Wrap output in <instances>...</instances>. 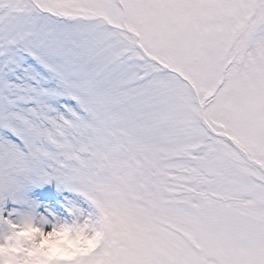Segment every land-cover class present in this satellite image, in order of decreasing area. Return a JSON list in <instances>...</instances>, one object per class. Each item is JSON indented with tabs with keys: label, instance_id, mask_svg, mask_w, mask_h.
Listing matches in <instances>:
<instances>
[{
	"label": "snow or ice",
	"instance_id": "snow-or-ice-1",
	"mask_svg": "<svg viewBox=\"0 0 264 264\" xmlns=\"http://www.w3.org/2000/svg\"><path fill=\"white\" fill-rule=\"evenodd\" d=\"M0 228V264H264V0H0Z\"/></svg>",
	"mask_w": 264,
	"mask_h": 264
},
{
	"label": "clouds",
	"instance_id": "clouds-1",
	"mask_svg": "<svg viewBox=\"0 0 264 264\" xmlns=\"http://www.w3.org/2000/svg\"><path fill=\"white\" fill-rule=\"evenodd\" d=\"M29 235L35 240L36 250L45 257H68L76 252L90 248L94 239L87 233L69 235L65 232H56L53 235L38 233L34 227L21 228L18 235Z\"/></svg>",
	"mask_w": 264,
	"mask_h": 264
},
{
	"label": "rangeland",
	"instance_id": "rangeland-1",
	"mask_svg": "<svg viewBox=\"0 0 264 264\" xmlns=\"http://www.w3.org/2000/svg\"><path fill=\"white\" fill-rule=\"evenodd\" d=\"M26 197L29 202H34L36 214H43L48 219H52L53 216L60 219H70L68 212L66 211L69 206V200L75 199L74 194L67 192L64 189H58L54 182L29 186L26 190ZM39 203L41 208L36 207ZM85 206L86 205H83ZM23 207L22 205L13 204L9 201L5 206V214L8 208ZM3 229L0 228V231Z\"/></svg>",
	"mask_w": 264,
	"mask_h": 264
},
{
	"label": "bare ground",
	"instance_id": "bare-ground-1",
	"mask_svg": "<svg viewBox=\"0 0 264 264\" xmlns=\"http://www.w3.org/2000/svg\"><path fill=\"white\" fill-rule=\"evenodd\" d=\"M39 205L44 206L42 203H39L36 207H38ZM39 208H41V207L39 206ZM40 215H41V214H38V215H37V219L40 218ZM42 215H43V214H42Z\"/></svg>",
	"mask_w": 264,
	"mask_h": 264
}]
</instances>
